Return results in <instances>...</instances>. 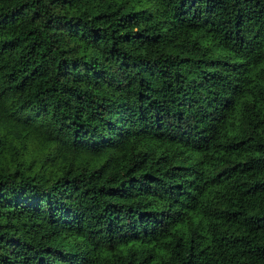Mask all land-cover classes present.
Masks as SVG:
<instances>
[{
  "label": "trees",
  "instance_id": "obj_1",
  "mask_svg": "<svg viewBox=\"0 0 264 264\" xmlns=\"http://www.w3.org/2000/svg\"><path fill=\"white\" fill-rule=\"evenodd\" d=\"M0 264H264V0H0Z\"/></svg>",
  "mask_w": 264,
  "mask_h": 264
}]
</instances>
